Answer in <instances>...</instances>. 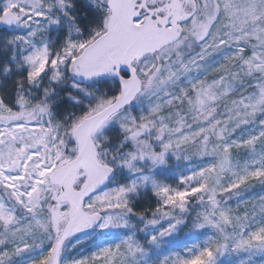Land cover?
Listing matches in <instances>:
<instances>
[{
  "label": "snow or ice",
  "instance_id": "6c2138e0",
  "mask_svg": "<svg viewBox=\"0 0 264 264\" xmlns=\"http://www.w3.org/2000/svg\"><path fill=\"white\" fill-rule=\"evenodd\" d=\"M0 264H264V0H0Z\"/></svg>",
  "mask_w": 264,
  "mask_h": 264
}]
</instances>
